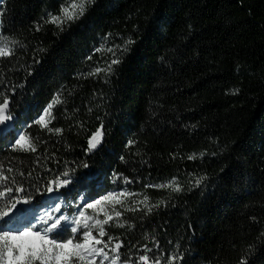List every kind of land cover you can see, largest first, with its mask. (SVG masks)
<instances>
[{
  "label": "trees",
  "instance_id": "trees-1",
  "mask_svg": "<svg viewBox=\"0 0 264 264\" xmlns=\"http://www.w3.org/2000/svg\"><path fill=\"white\" fill-rule=\"evenodd\" d=\"M65 6L0 0V47L14 52L0 58V100L15 125L0 140V166L23 184L14 195L31 197L17 216L116 194L105 229L124 241L122 257L155 239L181 264H264V0H95L63 31L45 23ZM106 34L135 43L114 76H89L110 59ZM49 104L52 132L35 124ZM101 123L103 142L88 152ZM19 130L29 147L15 145ZM65 172L73 181L59 186ZM159 184L170 187H144ZM160 202L151 214L125 211Z\"/></svg>",
  "mask_w": 264,
  "mask_h": 264
},
{
  "label": "snow or ice",
  "instance_id": "snow-or-ice-1",
  "mask_svg": "<svg viewBox=\"0 0 264 264\" xmlns=\"http://www.w3.org/2000/svg\"><path fill=\"white\" fill-rule=\"evenodd\" d=\"M95 3V0H66V6L61 8L60 13L50 14L45 23H50L54 27H58L63 31L65 27L80 20L87 12L88 8ZM39 30V29H37ZM106 41L111 43V47L107 48L110 59L98 58L97 63L103 62L104 67H95L89 76H99L104 73L106 77L110 78L115 75L118 66L123 63V57L131 50V45L135 43L131 38H127L123 44L117 43L111 39L110 34H106ZM119 39V38H117ZM7 38H5V41ZM101 51V47L93 49L92 55L86 57L87 60H93V56ZM14 56L13 50L5 42L0 47V58H8ZM54 103L59 104V98H56ZM52 104H49L43 109V114L35 121V124L42 125L49 132L53 129L48 127L45 123V117L50 116V109ZM9 107V99L4 98L0 100V140L5 139L12 134L15 129L14 123H5L3 113ZM14 119V118H13ZM103 124L91 133L88 138V152L97 149L103 142ZM60 132L61 129H55ZM18 139L14 140L15 145H19L21 149L24 148L25 136L17 133ZM134 140H129L127 146L135 145ZM35 152L36 149L32 148ZM175 159V155L172 156ZM124 161V157L120 158ZM194 155H188L187 160H195ZM38 162V161H37ZM13 173V168L8 167L6 170L0 166V182H3V187L0 188V198H5L6 203L4 207L0 208V264H181L184 259L183 254L176 252L171 255L162 251V246L158 240H153V246L149 247L147 244L137 247L136 245L127 246V255L121 256V250L125 249V244L119 236L109 235L105 229L106 225L113 220V217L107 212L104 213L106 219L100 220L93 216H86L85 211H79L78 216L68 222L64 215L58 216L56 219L47 217L37 224H28L19 228L10 227L16 219L17 213L21 211L17 206L20 204H28L31 197H19L14 193L24 192L23 184L17 185L16 175H6ZM20 177H24V172H19ZM32 173H28L31 177ZM65 177L68 173L63 174ZM123 179L126 184H131L134 181L122 176V174H114V180ZM175 181V178H173ZM70 181L65 179L62 184L67 185ZM197 185L201 180H196ZM12 185H16L13 187ZM145 188H159L164 189L170 187L169 184L159 185H145ZM48 192H52L53 188L49 186ZM173 192H180L179 184L172 189ZM147 196L144 201H147ZM105 201H116V194H109L101 196L99 199L93 200L91 203H86L83 207L85 209H95L98 205ZM141 203H144L143 201ZM161 203H156L152 206H147L145 209L140 208H126L125 211H146L151 214L153 208H159ZM121 211H115L117 218L122 216ZM255 219V218H253ZM120 228H124V224H119ZM95 232V234H94ZM107 236L105 240L104 237ZM264 238V233H261ZM171 243V242H169ZM135 249L141 254L134 257L131 253ZM151 254V255H150ZM239 264H248L244 259H241Z\"/></svg>",
  "mask_w": 264,
  "mask_h": 264
},
{
  "label": "rangeland",
  "instance_id": "rangeland-1",
  "mask_svg": "<svg viewBox=\"0 0 264 264\" xmlns=\"http://www.w3.org/2000/svg\"><path fill=\"white\" fill-rule=\"evenodd\" d=\"M43 114V113H42ZM3 116L5 121L9 120L8 110L5 109ZM47 116L45 117L46 122ZM19 135H24L22 130H19ZM25 136V135H24ZM19 137L17 136V139ZM24 148L30 146L28 138L25 136ZM19 148L20 146L17 145ZM68 179L72 183L73 178L70 176L65 177L63 180ZM62 180V181H63ZM62 181L59 182V186L62 185ZM69 183V184H70ZM109 195V194H108ZM99 199V198H98ZM95 200V199H94ZM93 200H89L86 195H81L76 202L73 201H64L63 199L50 201L43 209L40 211L33 210L31 207H28L25 213L19 214L16 219L13 221L10 227L19 228L28 224H37L39 226L40 221L47 217H51L53 220L60 215H64L68 222L71 223V220L78 216L79 211H85L86 216H93L94 218L99 219V215L105 212L108 208V205L111 201H105L102 204L98 205L95 209H85L83 206L86 203H91ZM119 264V262H118Z\"/></svg>",
  "mask_w": 264,
  "mask_h": 264
}]
</instances>
